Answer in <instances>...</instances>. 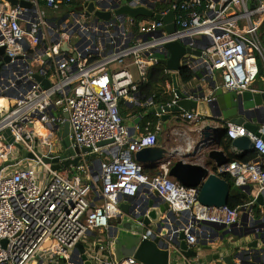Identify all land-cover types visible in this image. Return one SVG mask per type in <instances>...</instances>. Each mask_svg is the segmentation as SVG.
Here are the masks:
<instances>
[{
	"label": "built area",
	"instance_id": "obj_1",
	"mask_svg": "<svg viewBox=\"0 0 264 264\" xmlns=\"http://www.w3.org/2000/svg\"><path fill=\"white\" fill-rule=\"evenodd\" d=\"M17 1L13 5L10 0H0V49H4L0 54V99L4 101L0 105V264H84V255L96 264H143L135 258L116 263L111 250L113 222L125 216L122 205L136 201L139 205L130 212L133 216L154 192L168 204L177 225L167 241L176 253H180L179 246L172 242L181 233L190 249L201 251L221 241L208 224L227 228L238 225L240 213L248 208L245 214L251 219L252 205L259 195L264 197L261 137L250 134L244 126L230 122L225 125L231 141L252 137L258 158L229 163L219 172L231 175L238 187H252L254 202L241 210L207 207L198 202L195 189L182 186L170 176L172 160L160 165V175L144 172L134 156L158 145L157 134L147 128L144 133L130 135L120 102L138 105V86L159 64L160 55L168 58L166 46L195 39L202 41H192L191 48L202 54L188 63V68L201 71L205 80L215 81L219 89L229 93H264L252 88L264 72V0H208L205 14L191 11L187 18L178 17L174 4L171 10L157 13L176 14L174 33L165 30L164 22L154 19L119 16L95 20L86 17L85 9L71 12L59 23L50 22L47 12L59 11L61 0ZM99 1L108 3L104 9L108 12L119 2L133 8L153 6L155 11L156 3L163 0ZM190 1L192 5L201 4L200 0ZM97 10L103 9L97 6ZM65 45L68 51L62 49ZM169 85L167 89L174 95L172 103L156 106L149 101V107H171L176 103L174 86ZM180 89L188 94L186 88ZM207 98L203 103L212 100ZM254 110L260 111V107ZM156 115L162 117L163 113ZM203 115L185 112L179 118L208 122L211 115ZM67 123L71 147L90 148L92 153H82L76 167L53 171V164L43 159L60 157ZM202 129L197 131L199 135ZM6 130H10L13 143L3 136ZM105 141L113 143L99 146ZM207 143L201 140L198 150H210L213 145ZM23 151L36 158L6 166L19 159ZM90 155L98 157L90 161ZM90 191L97 204L88 200ZM255 228L264 231L258 225ZM145 229L159 236L151 226ZM103 234L104 239L99 237ZM148 239L144 233L143 240ZM78 244L83 246L84 254ZM220 255L226 256L221 251ZM177 260V256L171 257L169 264H219Z\"/></svg>",
	"mask_w": 264,
	"mask_h": 264
},
{
	"label": "water",
	"instance_id": "obj_2",
	"mask_svg": "<svg viewBox=\"0 0 264 264\" xmlns=\"http://www.w3.org/2000/svg\"><path fill=\"white\" fill-rule=\"evenodd\" d=\"M10 1L13 5L18 4L17 0ZM20 5L30 6L26 2H21ZM97 6L101 7L103 10L95 11ZM108 7L109 5L107 2H100L99 0H86L83 4V9H85L87 18L93 17L95 20L105 21L119 16H128L133 19L147 18L164 22L166 24L165 30L169 33H174L177 30L175 24L176 14L173 11L169 12L167 15H160L155 13L153 6L133 8L129 5H121L120 2L113 6L111 11H104V9ZM192 41L201 42L202 40L195 39L181 43L174 42L166 46L168 58L160 59L158 63L166 66L168 71L174 73L172 77L176 93V103L171 107L164 106L163 108L158 107L152 109L150 112L152 114L163 113V121H168L171 114L202 112L203 107L208 106L211 115L208 120L218 123L219 127L215 129L211 127V125H207L200 131L202 140L208 142V146L213 145V148L211 147L210 150L204 154L207 163L204 165L194 163L190 160V156L175 159L176 161H173L170 170V176L182 186L195 189L196 198L200 204L207 207L223 208L228 206L232 188L230 183L224 178L225 174L219 172V168L230 163L229 156L221 149L222 138L227 134L225 125L230 122L232 124L244 126L250 134L261 137L264 140V93L246 91L243 94H236L229 93L225 89L220 88L217 90L213 99L206 105L205 103H199L197 100L190 98L188 94L180 89L175 73H179L183 67H187V64L184 63L187 55H191L195 58L201 56V50L194 51L191 48ZM62 49L64 51L69 50L66 45L63 46ZM3 51L4 49L1 48L0 54H3ZM36 79L43 81L45 86L49 85L47 80L44 81L38 76H36ZM257 107H260V111L254 110V108ZM211 109L213 111H211ZM261 117H263V119H261ZM257 118L259 119L258 122H255ZM138 120H140V117ZM69 132L70 127L67 123L64 126V149L60 157H56L52 160L49 158L43 159L46 163L53 164V171H59L62 168H69L70 166L76 167L81 159L82 153H92L90 148H83L82 150L79 148H72L68 136ZM214 133H217L218 136L212 139ZM3 136L8 143L14 142L10 130H6ZM209 140L213 141L209 142ZM231 142V151L237 157H243L255 152V142L253 138L248 135L232 140ZM112 143L113 141H105L101 142L99 146ZM18 147L20 149L22 148L20 145H18ZM168 157L170 160L174 159V152H170L166 147L156 145L136 153L134 159L144 167V165L151 166L162 164L164 161L168 160H165ZM25 158L35 159L36 157L33 154L23 151L19 159L5 164L6 166L15 165ZM248 188L251 194L250 187ZM138 205L136 201L131 204L122 205L125 216L117 221L113 228L115 238L111 250L116 263H121L128 258H135L143 264H169L172 255L169 249L170 245L167 241L171 240L172 232L177 229V225L173 221V216L169 211L168 204L163 203L159 198V194L154 192L150 199L142 204L138 213L130 216V212H133ZM257 207L260 208L262 217L255 220L254 217L251 216V220L259 225L264 223V197L262 195L257 197L250 211L252 212V210ZM148 226L154 228L159 236L156 237V235L146 232L145 227ZM235 226L227 228L217 224L207 225L208 229L215 231L221 241H224L225 237L228 235L238 239L236 243H234V241L229 243V248L227 250L228 254L226 256L222 257L218 254L212 259H207V261L215 260L218 261L219 264H264V231H257L255 226H252L242 230L241 233L238 234L235 230ZM144 233L150 239L143 240ZM251 238L253 241H250ZM172 243L179 246L180 249V253L173 251V258L177 256L184 261L193 260L199 263L205 261L201 256L204 247L201 251L190 249L186 243V236L184 233L174 237ZM99 247L100 244L97 245L96 252ZM77 248L84 254V248L81 244H78ZM83 260L84 264H96L95 260H90L86 255L83 256Z\"/></svg>",
	"mask_w": 264,
	"mask_h": 264
},
{
	"label": "crops",
	"instance_id": "obj_3",
	"mask_svg": "<svg viewBox=\"0 0 264 264\" xmlns=\"http://www.w3.org/2000/svg\"><path fill=\"white\" fill-rule=\"evenodd\" d=\"M63 7H61L59 9V11H48L47 12V18L50 22H61L62 20H66L67 18V14H70L69 12L65 11L62 9ZM61 12V13H59ZM66 14V15H65ZM194 50V49H193ZM195 51H198L195 49ZM170 72V71H169ZM172 75L174 74L173 72H170ZM197 73V77H195V79L189 83V84H185L179 77V73H175L177 75V80L179 83V87L180 88H186L187 92L189 95L191 96H195L198 97V100H200L199 102L203 101H207L206 99H208L207 97L213 99V97L215 96L217 90L219 89L217 87V83L215 81H209V80H205L204 79V73H202L201 71H196ZM188 85L191 87L189 88ZM170 86V85H169ZM218 88V89H217ZM259 90V89H257ZM2 103H4V101L2 100ZM3 105V104H2ZM206 105V104H205ZM154 109V108H151ZM150 109V111H151ZM210 109L208 108V106L203 107L202 112H198L206 115H210ZM211 111H213L211 109ZM190 113V112H188ZM156 115V114H155ZM180 114H176V115H170V119H168V125H167V129L163 131V123L166 121H163L162 117H158V122L156 125V129L153 130L158 137V145L159 146H163L166 147L167 149H169L170 152H174V159H172V161H176L175 159H180L184 156H190V160L194 163H197L199 165H204L207 163V159L204 156L205 153H207L209 151L204 149L202 152H200L198 150V145L199 142L202 140V137L198 134L197 131H199L202 127H205L207 125H211V127L213 128H217L219 127L218 123L213 122L212 120H209L208 122H202V123H197V122H189L186 120H183L181 118H179ZM164 116V114H163ZM204 116V115H203ZM140 117V120H138ZM124 119H125V123L129 129V133L130 135H137L140 133H144L146 132V129H149V126H146L145 129H143V124L145 122L146 116L145 115H137V114H132V113H126L124 115ZM261 119H263V117H261ZM258 118L255 119V122H258ZM139 121V122H137ZM40 131L42 133H44V131L42 129H40ZM215 135V136H214ZM213 138L215 139L218 134L214 133ZM213 148V147H212ZM176 151V152H175ZM236 154V153H235ZM192 155V156H191ZM236 156V155H235ZM170 160V158H166L165 160ZM165 162V161H164ZM160 165L161 164H156V165H151V166H147L144 165V170L148 171L150 175H155L158 172H161L160 169ZM100 183V182H99ZM247 191V195L250 198V204H253L252 202H254V195L250 194L249 188H244ZM253 189L252 187L250 188V190ZM92 192V204H97L96 201V196ZM89 192V193H90ZM256 202V201H255ZM259 210L260 208L257 207ZM253 211L251 212V216H253ZM245 213H249V208L242 211L240 214V218H239V224L235 226V230L236 232L241 233L242 230H245L248 227H252V226H256L258 225L256 222L251 221V219L248 218V215H246ZM261 213V210H260ZM258 227L264 228V223L259 224ZM232 238V237H230ZM250 241H253L252 238ZM230 243V242H229ZM216 245L214 246H208V247H204L203 251L201 252V256L202 258L205 260L203 263H210L213 262L215 260L212 261H207V259H212L214 256L218 255V251H219V255H220V251L221 253H223V255H227L228 254V249L225 248L224 242L223 241H218L215 243ZM220 247L222 250H219ZM203 248V247H202ZM221 256V255H220Z\"/></svg>",
	"mask_w": 264,
	"mask_h": 264
},
{
	"label": "trees",
	"instance_id": "obj_4",
	"mask_svg": "<svg viewBox=\"0 0 264 264\" xmlns=\"http://www.w3.org/2000/svg\"><path fill=\"white\" fill-rule=\"evenodd\" d=\"M132 1L133 0H124L125 3H129ZM61 2V6L63 7V9L65 8V11L69 13L81 12L83 10L84 0H61ZM200 2L201 4L198 6L192 5V2L190 0H163L156 3L155 12L163 13L165 11L171 10L172 6L175 4L178 7V10L176 11L178 17L187 18L188 13H190L191 11H197L198 13L203 15L207 11L208 0H200ZM183 5L188 8L184 10L181 9ZM140 20H142V18H140ZM160 58L167 59L165 55H160ZM262 74H264L263 71L260 72L259 77H261ZM179 77L185 84H188L195 77H197V73L196 71L188 67H183L179 72ZM167 83L172 86L173 77L172 74L169 73L166 66L158 64L151 68L148 73L147 80L140 83L138 86V105L136 104L134 106H130L123 102L121 104L122 106L120 105L123 117L125 115L124 111L137 115H145L146 119L143 124V129H145L146 126H149L150 130H155L159 119L155 114H152L150 112V109L152 107H149L147 103H149V101H153L156 106L172 103V101L174 100V95L170 91V89H167ZM231 145V140L227 136H224L221 142V149H223L229 156L230 163L235 161L250 162L258 158V155L255 152L247 154L243 157H237L232 153ZM144 172L149 174V172L146 170H144ZM224 178L230 183L232 187L228 207L241 210L250 202L247 191L244 188L236 186L235 180L231 175L225 174Z\"/></svg>",
	"mask_w": 264,
	"mask_h": 264
},
{
	"label": "rangeland",
	"instance_id": "obj_5",
	"mask_svg": "<svg viewBox=\"0 0 264 264\" xmlns=\"http://www.w3.org/2000/svg\"><path fill=\"white\" fill-rule=\"evenodd\" d=\"M63 9V8H62ZM63 10H66L65 8L63 9ZM59 13H61V12H59ZM66 15V14H65ZM68 15V14H67ZM196 60V58L195 57H192L191 55H187V57H186V61L184 62L185 64H188V63H191V62H193V61H195ZM117 66V65H116ZM133 74L135 75L136 73H135V70L133 71ZM195 79V78H194ZM193 79V80H194ZM192 80V81H193ZM191 81V82H192ZM190 82V83H191ZM189 84V83H188ZM188 87L189 88H191L189 85H188ZM252 88H254V89H259V90H264V74H262V76L261 77H259L257 80H256V82L255 83H253V85H252ZM122 102L123 103H125L123 100H121V102H120V105L122 104ZM122 106V105H121ZM125 113L124 114H126L127 113V111H124ZM121 115H122V113H121ZM123 116V115H122ZM167 125H168V121H166V122H164L163 123V131L164 130H166L167 129ZM49 146H47V148H46V151H48L49 150ZM98 156L97 155H90L89 156V159H90V161H93L95 158H97ZM101 158L104 160V161H106L107 159L105 158V157H103V156H101ZM78 172L77 171H74V174H77ZM161 174V172H158L157 174H155V175H160ZM154 175V174H153ZM81 177H82V179H83V182H86L87 181V178L85 177V175H82L81 174ZM92 192H90L89 194H88V200L89 201H92V199H93V197H92ZM241 214V213H240ZM253 217H254V219L256 220V219H258V218H261L262 217V215H261V213H260V210L258 209V208H255L254 209V211H253ZM86 220V217H84L83 218V221H85ZM113 223H116V221L115 222H113ZM100 238H105L106 237V235L105 234H103V235H100L99 236ZM232 241H234V243H236L237 241H238V239L236 238V237H232V238H230V236L228 235V236H226L225 237V239H224V245H225V248H229V242H231L232 243ZM171 255H172V258H173V256H174V253H173V250L171 249ZM174 261L175 260H173V262L172 263H174ZM178 262H181V263H183L184 262V260H182V259H179V260H177Z\"/></svg>",
	"mask_w": 264,
	"mask_h": 264
},
{
	"label": "bare ground",
	"instance_id": "obj_6",
	"mask_svg": "<svg viewBox=\"0 0 264 264\" xmlns=\"http://www.w3.org/2000/svg\"><path fill=\"white\" fill-rule=\"evenodd\" d=\"M3 103H2V99H0V105H2ZM176 152V151H175Z\"/></svg>",
	"mask_w": 264,
	"mask_h": 264
}]
</instances>
